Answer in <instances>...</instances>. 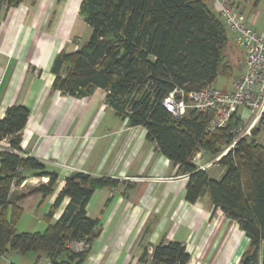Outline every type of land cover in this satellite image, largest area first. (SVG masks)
<instances>
[{
    "label": "trees",
    "instance_id": "trees-1",
    "mask_svg": "<svg viewBox=\"0 0 264 264\" xmlns=\"http://www.w3.org/2000/svg\"><path fill=\"white\" fill-rule=\"evenodd\" d=\"M23 0H0L16 7ZM79 16L91 29L89 39L74 52L54 60L52 89L63 96L83 99L95 90L105 92V104L128 127H141L156 150L187 175L185 201L197 202L208 194L213 211L220 210L249 240L238 264H264V115L250 137L237 140L217 161L218 179L199 170L193 156L215 159L237 138L242 121L235 113L226 128L207 130L210 115L193 110L178 119L162 103L174 90L189 93L212 85L221 75L231 77L226 48L228 38L221 19L202 0H80ZM29 112L10 106L0 120V258L8 251L42 254L49 264H83L99 235L98 220L87 216L86 206L101 188L114 189L119 181L73 172L46 215L44 232H17L21 209L13 206L11 191L26 179L25 172L47 177L32 192L46 198L53 193L56 173L36 159L23 157L20 133ZM68 203L50 223L63 199ZM11 216L8 218V209ZM80 244V250L73 245ZM40 257H38L39 260ZM189 254L179 242L161 239L144 247L139 261L147 264H188Z\"/></svg>",
    "mask_w": 264,
    "mask_h": 264
},
{
    "label": "crops",
    "instance_id": "crops-1",
    "mask_svg": "<svg viewBox=\"0 0 264 264\" xmlns=\"http://www.w3.org/2000/svg\"><path fill=\"white\" fill-rule=\"evenodd\" d=\"M202 1L219 17L212 0ZM232 1L264 37V0ZM79 6L80 0H23L16 7L0 4V120L10 106L26 108L29 117L20 133L21 155L57 174L53 193L44 199L32 191L49 179L38 177L36 171L25 172L26 184L11 191L13 206L21 209L17 232L33 233L23 228L26 217L43 220L46 229V215L65 178L81 172L119 181L114 189L96 190L86 206L87 216L98 220L99 235L83 264H147L139 261L144 247L161 239L183 244L190 256L188 264H238L249 246L245 234L220 210L213 211L208 194L194 204L185 201L188 176L156 150L143 128L128 127L126 120L115 116L105 104L103 90L75 99L52 89L55 58L77 50L84 43L80 31L89 28L79 16ZM226 33V59L232 74L229 87L222 90L230 91L244 72L245 58L233 34L227 29ZM247 114L244 109L237 113L243 124L240 130L247 127ZM256 139L264 146L263 132ZM199 154L201 164L214 160ZM213 166H218L217 161L205 171L218 179L223 170ZM67 203L63 199L51 224ZM11 213L10 207L8 218ZM40 224L37 221L33 229ZM75 245L76 250L82 247ZM0 260L1 264H49L34 252L7 253Z\"/></svg>",
    "mask_w": 264,
    "mask_h": 264
},
{
    "label": "built area",
    "instance_id": "built-area-1",
    "mask_svg": "<svg viewBox=\"0 0 264 264\" xmlns=\"http://www.w3.org/2000/svg\"><path fill=\"white\" fill-rule=\"evenodd\" d=\"M224 27L233 34L235 45L244 54V72L232 85V90H220L212 85L198 91L184 93L174 90L162 105L174 117L182 118L188 110L210 115L207 130L213 132L226 128L231 117L240 109L247 111V127L239 130L237 138L210 164H201L200 154L193 156V163L205 171L232 149L238 139L250 137L251 130L264 115V37L258 34L240 14L232 0H212ZM9 150L7 140L0 142V152ZM26 184L24 181L21 185ZM39 183L36 185L38 186Z\"/></svg>",
    "mask_w": 264,
    "mask_h": 264
},
{
    "label": "rangeland",
    "instance_id": "rangeland-1",
    "mask_svg": "<svg viewBox=\"0 0 264 264\" xmlns=\"http://www.w3.org/2000/svg\"><path fill=\"white\" fill-rule=\"evenodd\" d=\"M85 30L86 31H84V32L80 31V33H79V35H80L81 39L83 40V42H86L89 39L90 34H91V29L90 28H87ZM230 81H231L230 78H226L224 76L219 75L216 78V80H215V82L213 83L212 86L214 88L220 89V90L227 89L229 87V85H227V84H229ZM213 169H218V166H213ZM36 215H38V218H41L38 213ZM37 221L38 222L40 221L41 224L36 226L35 229H33V226L37 224ZM22 223H23L22 225H23L24 230H28L29 232H40V233H42L45 230L43 228V220H40V219H37V218H34V217H26L23 220ZM19 227H20L19 225H18V227L15 226V229L16 228L18 229ZM17 229H16V231H17ZM32 230H34V231H32ZM73 249L76 250V245H73ZM7 253H12V251L6 252L5 253L6 257H7ZM0 264H1V262H0Z\"/></svg>",
    "mask_w": 264,
    "mask_h": 264
}]
</instances>
